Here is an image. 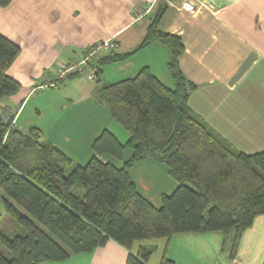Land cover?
<instances>
[{"label":"crops","instance_id":"obj_1","mask_svg":"<svg viewBox=\"0 0 264 264\" xmlns=\"http://www.w3.org/2000/svg\"><path fill=\"white\" fill-rule=\"evenodd\" d=\"M184 1L197 9L184 10ZM138 4L149 11L136 21L133 12ZM157 5L163 7L158 29L180 37L183 45L179 67L195 85L187 98L189 108L237 151L264 150V0H11L0 6V33L20 46L7 73L21 87L0 100L3 115H11L13 125L29 136L36 130L40 139L51 142L74 164L85 165L94 155L120 167L122 161L91 148L103 130L121 143L129 138L96 97L95 80L81 72L54 84L50 81L61 63L79 60L90 45L113 37L120 58L101 67L104 82L123 80L148 66L164 86L173 88L167 46L153 40L127 55L144 38ZM36 89L46 96L31 101ZM130 152L125 148L123 158ZM130 176L155 207L161 195L177 185L167 167L153 157L135 163ZM0 196L3 201L5 194L0 191ZM2 211L0 207L4 232L1 226L8 218ZM230 244L218 231L138 240L130 250L109 239L91 252L39 264H125L139 245L153 248L147 264H159L163 253L174 264H263L264 214L242 231L232 256Z\"/></svg>","mask_w":264,"mask_h":264},{"label":"trees","instance_id":"obj_2","mask_svg":"<svg viewBox=\"0 0 264 264\" xmlns=\"http://www.w3.org/2000/svg\"><path fill=\"white\" fill-rule=\"evenodd\" d=\"M10 1L0 0V6ZM162 13L157 5L144 38L127 55L153 40L167 46L173 88L148 66L123 80L104 82L101 67L120 58L114 48L86 65L95 75L96 97L129 134L121 143L103 130L91 148L122 161L120 167L94 155L85 165L74 164L36 130L33 136L18 130L12 116L0 110V191L10 218V233L0 231V264L60 261L109 239L130 250L138 240L212 231L231 243L232 256L242 231L264 214V150L237 151L189 108L195 85L179 67L180 37L158 29ZM19 53L20 46L0 33V100L21 87L7 73ZM125 148L131 150L126 159ZM147 157L162 162L177 184L161 195L159 207L130 176L131 167ZM152 250L139 245L125 264H147ZM159 264L174 261L163 253Z\"/></svg>","mask_w":264,"mask_h":264},{"label":"built area","instance_id":"obj_3","mask_svg":"<svg viewBox=\"0 0 264 264\" xmlns=\"http://www.w3.org/2000/svg\"><path fill=\"white\" fill-rule=\"evenodd\" d=\"M182 8L186 11H194L197 9V6L190 1H184L182 3ZM149 7H146L144 4H138L134 9V19L136 21L142 19L147 12ZM115 47L114 38H107L101 41H98L90 45L84 52V56L76 61L63 62L61 63L55 71L53 80L50 81L51 84H54L56 81L75 73L85 72L89 78H93L92 71L86 69L87 62L91 59L100 57L103 52L113 50Z\"/></svg>","mask_w":264,"mask_h":264},{"label":"rangeland","instance_id":"obj_4","mask_svg":"<svg viewBox=\"0 0 264 264\" xmlns=\"http://www.w3.org/2000/svg\"><path fill=\"white\" fill-rule=\"evenodd\" d=\"M144 18V17H143ZM142 18V19H143ZM135 20V19H134ZM89 62V61H88ZM88 62H87V64H88ZM92 71V70H91ZM82 74H84V73H82ZM92 74H93V78L92 79H94V77H95V75H94V72L92 71ZM49 82V81H48ZM47 82V83H48ZM47 83H46V85H47ZM35 92L33 93V98H31L30 100L32 101V100H34V99H39L41 96H46V94L45 93H43V94H41V91H39L38 89H36V90H34ZM52 94V93H51ZM3 100L5 101V100H7V98L6 99H2L1 101L3 102ZM118 124V123H117ZM117 126H119L120 128H122L123 130H124V128L121 126V125H117ZM127 132V131H126ZM74 191H78V189L77 188H75L74 189ZM0 207H1V209L3 210L2 211V213H3V215L6 217V219L8 218V219H10L9 218V215L5 212V209H4V205H3V201H2V197L0 196ZM7 219V221L5 222V224H2V230L5 232V233H10V226H9V220ZM209 252V251H208ZM216 252H220V248L218 249V250H216Z\"/></svg>","mask_w":264,"mask_h":264}]
</instances>
